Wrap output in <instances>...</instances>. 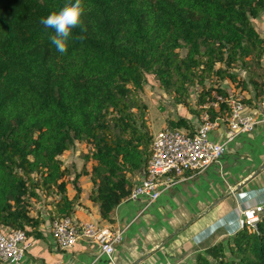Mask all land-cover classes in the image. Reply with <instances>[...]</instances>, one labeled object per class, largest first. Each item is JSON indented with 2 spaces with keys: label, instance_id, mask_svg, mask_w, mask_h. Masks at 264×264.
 I'll use <instances>...</instances> for the list:
<instances>
[{
  "label": "trees",
  "instance_id": "1",
  "mask_svg": "<svg viewBox=\"0 0 264 264\" xmlns=\"http://www.w3.org/2000/svg\"><path fill=\"white\" fill-rule=\"evenodd\" d=\"M66 2L0 0L3 234L22 230L27 238L38 236L44 216L31 215L30 206L41 196L50 222L72 216L81 175H89V199L100 218L113 220L150 156L141 95L147 78L176 104L197 115L206 110L211 120L229 111L227 103L218 111L203 108L215 100L213 94L229 96L222 86L226 79L240 83L246 108L262 92L252 76L238 82L234 71L249 59L259 65L264 58V36L254 26L264 0H83L81 23L72 29L66 52L59 53L49 39L53 30L40 21ZM166 128L193 130L186 118L168 120ZM78 144L81 150L68 168L62 157ZM190 264H264V216L256 229H239Z\"/></svg>",
  "mask_w": 264,
  "mask_h": 264
},
{
  "label": "crops",
  "instance_id": "2",
  "mask_svg": "<svg viewBox=\"0 0 264 264\" xmlns=\"http://www.w3.org/2000/svg\"><path fill=\"white\" fill-rule=\"evenodd\" d=\"M257 31L264 36V31ZM256 66V73L243 79L252 76L262 91L258 90L257 104L246 108L249 111L261 109L264 103V58ZM222 86L227 92L235 91L227 81ZM243 93L248 95L247 90ZM211 139L225 143V152L217 163L201 172L175 178L153 202L124 199L113 210L111 222L100 218L97 206L89 199V175L78 178L80 192L72 217L110 225L122 232L111 258L86 243L59 250L51 222L43 212V197L32 200L30 214L41 211L44 222L38 236L27 238L30 246L18 264H190L206 247L225 242L239 230L238 211L264 202V124L228 139V128L220 123ZM76 154L64 162L68 168L77 159ZM143 173L144 169L140 170L134 180ZM70 174L74 176L72 170ZM67 189L72 198L75 190L70 183Z\"/></svg>",
  "mask_w": 264,
  "mask_h": 264
},
{
  "label": "built area",
  "instance_id": "3",
  "mask_svg": "<svg viewBox=\"0 0 264 264\" xmlns=\"http://www.w3.org/2000/svg\"><path fill=\"white\" fill-rule=\"evenodd\" d=\"M215 100L203 108L219 110L220 104L227 103L229 111L210 119L204 110L192 131H180L166 127L157 131L151 140L150 156L145 163L144 173L134 180L125 200L153 202L175 178L198 173L217 163L225 152V143L211 139L213 130L221 123L228 128V139L240 133L252 132L264 124V103L261 109L246 110L241 102L242 95L226 98L213 94ZM251 213V216L249 215ZM264 215V202L241 208L238 211V229H256L257 222ZM51 233L59 250L72 248L76 243H86L110 257L122 232L110 225L84 222L75 217H63L51 222ZM30 243L22 230L8 234L0 232V264H18Z\"/></svg>",
  "mask_w": 264,
  "mask_h": 264
},
{
  "label": "rangeland",
  "instance_id": "4",
  "mask_svg": "<svg viewBox=\"0 0 264 264\" xmlns=\"http://www.w3.org/2000/svg\"><path fill=\"white\" fill-rule=\"evenodd\" d=\"M254 24L257 30L264 31V16L257 17L254 20ZM246 62H248L247 66L241 64L240 66H237L234 71L237 74L238 82H242L247 74L254 75L258 69L256 66L257 64H255L251 59ZM228 80L229 79H226L228 83L232 84L235 90L230 91L229 96L234 97L241 90L240 83L235 82L237 84H234V82L231 83V81ZM141 95L148 109V124L151 136H153L160 129L166 127V122L171 119L186 118L188 119L189 124H191L192 129H194L197 125L199 115L188 111L187 107L183 104H176L170 97L169 93L162 91L159 88L158 83L153 78L149 77L143 83ZM189 99L193 104L195 101V89L191 90ZM79 150H81V146L78 144L71 152L65 153L62 157L65 164L66 161L70 160V158H72V156Z\"/></svg>",
  "mask_w": 264,
  "mask_h": 264
},
{
  "label": "clouds",
  "instance_id": "5",
  "mask_svg": "<svg viewBox=\"0 0 264 264\" xmlns=\"http://www.w3.org/2000/svg\"><path fill=\"white\" fill-rule=\"evenodd\" d=\"M84 11L83 0H67L62 7L41 18L40 22L46 28L53 30L49 39L57 52H66V42L71 36L72 29L81 23V16Z\"/></svg>",
  "mask_w": 264,
  "mask_h": 264
},
{
  "label": "snow or ice",
  "instance_id": "6",
  "mask_svg": "<svg viewBox=\"0 0 264 264\" xmlns=\"http://www.w3.org/2000/svg\"><path fill=\"white\" fill-rule=\"evenodd\" d=\"M249 215L251 216V213H249Z\"/></svg>",
  "mask_w": 264,
  "mask_h": 264
}]
</instances>
